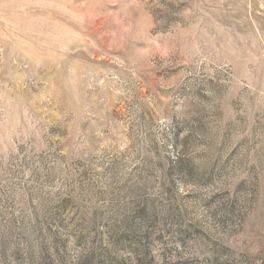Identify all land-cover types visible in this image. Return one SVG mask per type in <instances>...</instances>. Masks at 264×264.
<instances>
[{
    "label": "rangeland",
    "instance_id": "obj_1",
    "mask_svg": "<svg viewBox=\"0 0 264 264\" xmlns=\"http://www.w3.org/2000/svg\"><path fill=\"white\" fill-rule=\"evenodd\" d=\"M0 264H264V0H0Z\"/></svg>",
    "mask_w": 264,
    "mask_h": 264
}]
</instances>
